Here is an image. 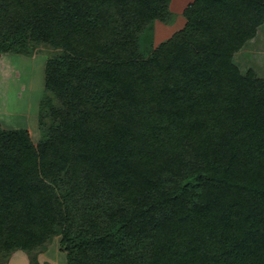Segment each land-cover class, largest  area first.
<instances>
[{
	"label": "trees",
	"instance_id": "trees-1",
	"mask_svg": "<svg viewBox=\"0 0 264 264\" xmlns=\"http://www.w3.org/2000/svg\"><path fill=\"white\" fill-rule=\"evenodd\" d=\"M0 0V57L55 51L35 144L0 125V258L264 264V78L235 56L264 0ZM145 49V50H144Z\"/></svg>",
	"mask_w": 264,
	"mask_h": 264
},
{
	"label": "rangeland",
	"instance_id": "rangeland-1",
	"mask_svg": "<svg viewBox=\"0 0 264 264\" xmlns=\"http://www.w3.org/2000/svg\"><path fill=\"white\" fill-rule=\"evenodd\" d=\"M167 1L173 18L167 24L153 23L152 28L143 34L141 46L146 50L166 41L185 25L182 12L192 0ZM40 51L30 55L5 54L0 57V125L5 130H27L35 144L41 137L38 119L40 103L45 94V62L48 55L55 52L48 47H42ZM235 63L243 73L253 69L260 78H264V25L258 29L256 37L235 56ZM59 240V236L53 237L44 251L35 253L37 264L42 261L48 264L44 255L47 250L51 262L61 264L65 261ZM9 259L0 258V264H9Z\"/></svg>",
	"mask_w": 264,
	"mask_h": 264
},
{
	"label": "crops",
	"instance_id": "crops-1",
	"mask_svg": "<svg viewBox=\"0 0 264 264\" xmlns=\"http://www.w3.org/2000/svg\"><path fill=\"white\" fill-rule=\"evenodd\" d=\"M47 251H49V250H47ZM47 251L44 253V255H45L46 259H48V261H49L48 264H55V263L50 261L51 260V258H50L51 256L49 257V254H47ZM44 262L45 261H42L40 263L44 264ZM9 264H30V263H29V260L27 259L26 253H24L22 251H17V252L12 254L11 258L9 259ZM61 264H65V261L63 263L61 262Z\"/></svg>",
	"mask_w": 264,
	"mask_h": 264
}]
</instances>
